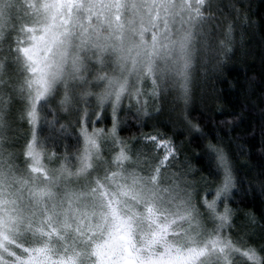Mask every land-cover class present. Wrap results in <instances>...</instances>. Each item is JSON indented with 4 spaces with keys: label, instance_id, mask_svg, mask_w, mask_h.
Returning <instances> with one entry per match:
<instances>
[{
    "label": "snow or ice",
    "instance_id": "6c2138e0",
    "mask_svg": "<svg viewBox=\"0 0 264 264\" xmlns=\"http://www.w3.org/2000/svg\"><path fill=\"white\" fill-rule=\"evenodd\" d=\"M219 8L215 0H0V264H264V225L235 223L239 181L221 139L187 122L201 133L207 176L197 179L158 125L121 136L129 118L148 127L150 100L161 101L156 115L170 91L187 105L199 71L231 51L210 43L221 25L229 37L234 30ZM17 105L29 129L23 144ZM105 120L111 127L97 126Z\"/></svg>",
    "mask_w": 264,
    "mask_h": 264
},
{
    "label": "trees",
    "instance_id": "16d2710c",
    "mask_svg": "<svg viewBox=\"0 0 264 264\" xmlns=\"http://www.w3.org/2000/svg\"><path fill=\"white\" fill-rule=\"evenodd\" d=\"M215 3L220 6L216 15L220 20L233 21L234 30L229 37L226 27L221 25L210 37V43L216 49L223 41L231 51L227 56L219 52L213 58L214 70L207 74L203 69L199 71L187 105L175 101L174 93L170 91L162 102L159 115H156V107L161 106V101L149 105L153 118H145L147 128H140L139 122L129 118L121 136L135 139L142 132L154 131L153 125H158L161 132L182 145L180 159L183 161L187 157L197 179L207 176L198 163L201 149L196 146L195 138L201 133L189 132L187 122L198 125L203 136L213 142L221 139L232 156L239 181L230 205L235 210V223L244 224L254 218L257 226L264 225V182L257 179L264 171V0H215ZM217 59L219 64H216ZM141 87L151 92L150 81ZM124 103L127 105V100ZM60 123L67 121L61 119ZM97 126L111 127V124L105 120ZM56 127L58 129L59 125ZM23 131L22 137L28 134V127ZM50 131L45 128L44 134L48 135ZM190 138L192 143H189ZM70 140L74 143V137H70L58 145V155H64V146L69 145ZM21 141L23 144V139ZM75 151V147L69 146L70 154ZM209 183L214 187V182L210 180ZM242 235L236 228L231 230L234 240ZM256 240L255 246L259 247V233Z\"/></svg>",
    "mask_w": 264,
    "mask_h": 264
},
{
    "label": "rangeland",
    "instance_id": "374dc122",
    "mask_svg": "<svg viewBox=\"0 0 264 264\" xmlns=\"http://www.w3.org/2000/svg\"><path fill=\"white\" fill-rule=\"evenodd\" d=\"M4 47H6V45H4ZM109 72H110V74H111V69H109L108 70ZM173 95H174V100L175 101H179V100H177V99H175L176 98V92L175 91H173ZM152 104V101H150L149 102V105H151ZM158 106H159V103H158ZM19 107V105H17L16 107H14L13 108V113H14V115H15V123L13 124V128L14 129H18V132H15L14 133V135L16 136V139H17V141H18V143L19 144H22V139H21V133L22 132H24L23 130L25 129V127H27V125L26 124H24V122L23 121H21L20 119H19V114H18V112L16 111V108H18ZM23 160V158L21 157V161ZM50 167H52V165H50ZM169 171H172V172H169L168 173V175L169 176H171L172 175V173L173 172H177L178 173V168H176L174 171L173 170H169ZM227 234V233H226Z\"/></svg>",
    "mask_w": 264,
    "mask_h": 264
}]
</instances>
